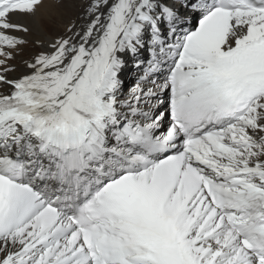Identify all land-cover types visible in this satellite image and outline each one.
<instances>
[{
	"label": "snow or ice",
	"instance_id": "6c2138e0",
	"mask_svg": "<svg viewBox=\"0 0 264 264\" xmlns=\"http://www.w3.org/2000/svg\"><path fill=\"white\" fill-rule=\"evenodd\" d=\"M0 264H264V0H0Z\"/></svg>",
	"mask_w": 264,
	"mask_h": 264
},
{
	"label": "bare ground",
	"instance_id": "6f19581e",
	"mask_svg": "<svg viewBox=\"0 0 264 264\" xmlns=\"http://www.w3.org/2000/svg\"><path fill=\"white\" fill-rule=\"evenodd\" d=\"M133 72L131 69H129L127 72H126V80H128L129 82H131L133 80V78L131 77L130 73ZM130 86V84H129Z\"/></svg>",
	"mask_w": 264,
	"mask_h": 264
}]
</instances>
